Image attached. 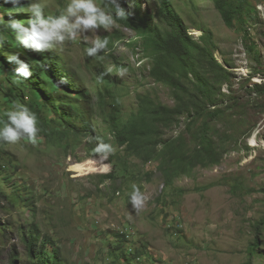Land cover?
Listing matches in <instances>:
<instances>
[{
	"label": "rangeland",
	"instance_id": "1",
	"mask_svg": "<svg viewBox=\"0 0 264 264\" xmlns=\"http://www.w3.org/2000/svg\"><path fill=\"white\" fill-rule=\"evenodd\" d=\"M136 1L151 23L161 31H172L162 19L157 0ZM169 1L192 40L200 42L209 32L210 48L229 72L216 90L220 101L210 108L220 113L214 117L207 111L191 125L196 131L203 122L209 123L214 145L222 153L220 162L182 172L188 169L186 161L198 139L186 129L190 122L186 115L178 125L163 129L164 141L180 137L181 146L172 154L176 158L170 164L168 154L165 156L167 166L160 159L143 162L118 146L105 116L112 113L120 121L127 120L138 108L140 96L171 107L172 89L150 77L151 60L134 31L116 23L108 32L89 33L87 44L78 39L59 51L67 69L76 71L81 96L85 97L86 88L91 89L92 114L86 118L89 128L77 118L66 117L65 107L71 98L67 92L59 95L62 82L50 78L44 87L57 94L51 101L47 96L42 114L55 133L64 131V116L74 131L66 132L59 145L39 135L36 144L22 140L10 148L18 169L5 186L0 182L8 194V200L0 204V264H9L12 248L21 253L19 262L24 264V230L19 232V226L25 229L32 222L42 236L58 246L62 264H128L112 256L117 242L113 234L120 231L127 236L122 246L126 253L135 249L142 253L130 264H247V248L256 236L259 253L252 262L264 264V228L259 233L254 229L264 215V0H244L247 11L233 19L232 27L225 24L213 0ZM40 2L45 14L56 15L68 0ZM104 35L110 43L105 53L113 58L109 54L86 57L84 49ZM121 67L128 69L123 77L113 74L108 76L109 84L97 82L99 70L112 68L115 72ZM8 93L0 77V108L14 104L9 101L7 105V98H13ZM40 94L42 97L38 91V97ZM100 94L102 106L97 100ZM81 106L88 115L90 106L85 102ZM89 137L94 138L92 143ZM95 139L116 149L107 161L101 162L93 153ZM101 163L107 172H99ZM77 172L85 175L77 176ZM133 185L145 198L140 211L128 202ZM14 192L23 198L19 201ZM25 197L30 198L28 206Z\"/></svg>",
	"mask_w": 264,
	"mask_h": 264
},
{
	"label": "trees",
	"instance_id": "2",
	"mask_svg": "<svg viewBox=\"0 0 264 264\" xmlns=\"http://www.w3.org/2000/svg\"><path fill=\"white\" fill-rule=\"evenodd\" d=\"M213 2L225 24L229 27H232L234 18L241 16L242 13L247 11L244 0H213ZM121 6L124 7V4L121 3ZM159 8L162 11V17L169 28L172 29L171 32L161 31L155 24L151 23L148 15L141 12L139 5L135 6L133 15L127 20H117V22L142 37L145 52L151 60L150 76L154 81L163 83L172 89L174 103L169 107L162 103H154L153 100L140 96L138 98V108L127 120L120 121L110 113L107 124L111 126V131L118 146H124L143 162L160 159L162 164L167 166L172 159L176 158L172 154L179 151L181 146L179 145L180 137L175 140L164 141L161 138L164 132L163 129L178 125L180 119L185 115L190 117V122L186 124V129L197 134L198 139L195 142L193 154L186 161L188 169L182 170L183 173H187L198 165L209 167L220 162L222 153L214 145V138L209 133V123L203 122L196 131L192 130L191 125L197 119L202 118L207 111L210 114H214V117H217L220 113L219 109L210 111V108L220 101V96H218L216 90L226 81L229 72L215 58L209 45L210 34L208 31L201 36L200 42H196L187 34L185 25L171 8L169 0H160ZM249 48L252 49L253 46L250 45ZM50 68L59 73L56 65ZM41 70V68L35 67L32 70L30 79L19 81L11 78L9 70L3 67V69H0V77H10L8 95H13V98H7V105H9V101H14V104L27 106L37 115L40 134L43 130H46L45 133L48 136V140L50 142L57 141L59 145V141H62V136L66 132L72 131L69 128L72 127V124L66 121V117L77 118L79 123L86 121V118L92 114L91 98L88 99L90 106L88 115L82 111L80 102L69 104L65 107L68 116H64V121L66 122L64 128L67 129L63 130L66 131H57L56 135L54 127L50 126L52 129L47 130V126L43 125L46 117L42 114L47 101L43 97V93L42 97L41 94L38 97V91L42 92L43 83H45L44 70L43 72ZM45 71L47 73V70ZM4 78L8 81L6 77ZM103 80L108 82L109 78L105 76ZM60 84H65V82ZM257 86L260 87L259 85ZM98 99L99 105L102 106L103 95L100 94ZM13 105L7 106V110L0 108V122L4 123L6 121V113L12 109ZM53 105L55 106L54 103ZM114 112H117L116 109ZM45 123L46 125L49 124L48 122ZM86 123L88 122L86 121ZM78 130V128L75 129L76 133H79ZM54 134L55 136H53ZM51 139H54V141ZM175 143L178 144L176 145ZM159 145L160 147H158ZM167 154L169 156L168 164L164 160ZM181 157L180 155L178 156L179 159ZM106 177L108 176L106 175ZM5 179L6 177L2 180L4 181ZM13 194H16V192ZM16 195L20 196V194ZM0 197L8 199L7 193L1 188ZM22 198V196L18 197L19 201ZM25 199L28 206L30 198L25 197ZM262 228H264V215L254 226L257 233ZM22 231L23 229L19 228V232ZM125 237L126 234L123 231L113 234V238L117 242L115 241L113 245L112 256L118 261L125 260L130 264L132 259L139 258L142 253L135 249L133 253L127 254L122 248L127 242ZM22 241L26 251L24 264H62L59 248L57 246H54L55 248L52 247L48 242V237L42 236L38 231V227L34 224H31L29 229L25 227ZM258 245L259 237L256 236L247 248L249 255L247 264H253V258L258 256ZM19 260L22 261L21 253L16 248H12L8 257L9 264H20Z\"/></svg>",
	"mask_w": 264,
	"mask_h": 264
},
{
	"label": "clouds",
	"instance_id": "3",
	"mask_svg": "<svg viewBox=\"0 0 264 264\" xmlns=\"http://www.w3.org/2000/svg\"><path fill=\"white\" fill-rule=\"evenodd\" d=\"M96 1L99 2L100 0H68L63 11L56 15H47L45 14V5L40 0H0V66L8 69L9 76L19 81L30 79L32 70L35 67H39L42 69V72L44 70L45 83L43 85L50 82V78L54 79L59 74L55 80L57 82H65V84H61L63 90L57 93L64 95L63 93L67 92V96L71 98L68 105H72L73 101L80 102L81 105L84 102L89 105L88 99L91 98L92 100L91 89L86 88L83 91L85 97L81 96V85L78 82L76 71L75 69L74 71L67 69V62L59 51H62L66 44L75 42L78 39L87 44L86 37L89 33H95L100 29L106 32L112 30L116 26V23H118L117 20H127L133 15L136 5H139V9L141 10V5L136 0H127V2L124 0H102L101 4H98ZM157 1L160 3V0ZM121 3L124 4V7L121 6ZM142 13L147 14V12ZM8 17L11 18L8 19ZM162 19L164 20L163 17ZM118 24L121 25L120 23ZM123 27L128 28L126 26ZM134 34L140 38L139 44L142 47V37L135 31ZM108 43L106 35L102 36V39H94L90 46L84 49L85 56L97 57L98 54H101V56L109 54V57L113 58L111 53H105ZM111 48L109 47V49ZM55 65L59 69V73L58 71L51 70L50 67ZM45 70H47V73ZM127 71L128 69L125 67H121L115 72L112 68H107L104 71L99 70L100 75L97 77V82L102 81L105 84H109L110 79L108 82L103 80L105 76L108 77L114 74L123 77ZM9 76L4 77L9 81ZM4 77L1 76V82L5 83L8 90L10 81L8 83ZM42 93L45 99L47 96L50 97L48 101L55 99L57 94L51 93L45 87L42 88ZM97 100L99 101L98 98ZM53 103L55 104V102ZM82 111L84 112V110ZM6 117L7 119L4 123L0 122V182L4 186L8 177L13 179V175H15L14 170L18 169L14 154L10 149L12 145L22 140L36 144L39 135H43L45 138L47 136L46 130H43L40 134L37 115L25 105L14 104L12 109L6 113ZM105 118L108 120L107 115ZM45 122L49 124L46 125ZM43 125L50 127V120L44 118ZM83 126L86 129L89 128V124L85 121L83 122ZM107 126L109 125L107 124ZM73 131L69 133H73ZM78 131H80V128ZM93 140V137L88 138L89 143H92ZM95 140L96 144L93 153L98 155V159L101 162L107 161L109 156L115 153L116 149L111 143L100 139ZM104 171L107 172L108 169L105 168ZM4 177L6 179L3 181ZM0 188L2 189L1 185ZM3 200L6 199L0 197V204L3 203ZM128 202L135 211L142 209L145 198L138 186L133 185ZM31 224H34V222L28 224V229ZM20 226L19 228L24 230V226ZM48 242L50 243L49 238ZM51 245L52 247L56 246L54 243Z\"/></svg>",
	"mask_w": 264,
	"mask_h": 264
},
{
	"label": "bare ground",
	"instance_id": "4",
	"mask_svg": "<svg viewBox=\"0 0 264 264\" xmlns=\"http://www.w3.org/2000/svg\"><path fill=\"white\" fill-rule=\"evenodd\" d=\"M98 166H99V172H103L104 169L106 168V165H104L103 163L98 164ZM71 171H73V170H71ZM73 172L75 173V171H73ZM76 175L77 176H82V175H85V174L82 173V172H80V173L77 172Z\"/></svg>",
	"mask_w": 264,
	"mask_h": 264
}]
</instances>
